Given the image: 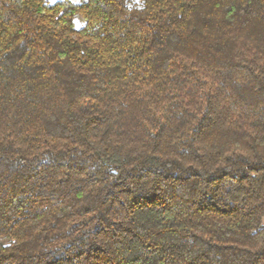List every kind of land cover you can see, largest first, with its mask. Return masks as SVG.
<instances>
[{"label": "trees", "instance_id": "16d2710c", "mask_svg": "<svg viewBox=\"0 0 264 264\" xmlns=\"http://www.w3.org/2000/svg\"><path fill=\"white\" fill-rule=\"evenodd\" d=\"M0 264H264V0H0Z\"/></svg>", "mask_w": 264, "mask_h": 264}]
</instances>
